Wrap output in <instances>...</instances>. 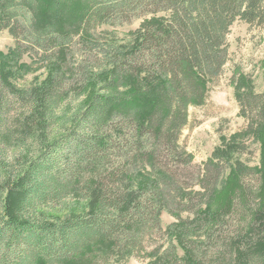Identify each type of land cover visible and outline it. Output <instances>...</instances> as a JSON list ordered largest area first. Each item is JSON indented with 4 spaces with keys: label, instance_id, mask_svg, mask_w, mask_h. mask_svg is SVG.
Here are the masks:
<instances>
[{
    "label": "trees",
    "instance_id": "16d2710c",
    "mask_svg": "<svg viewBox=\"0 0 264 264\" xmlns=\"http://www.w3.org/2000/svg\"><path fill=\"white\" fill-rule=\"evenodd\" d=\"M237 20L263 25L264 0H0V264H264V94L238 78L257 166L237 145L196 166L181 142ZM26 55L41 88L18 83Z\"/></svg>",
    "mask_w": 264,
    "mask_h": 264
},
{
    "label": "rangeland",
    "instance_id": "374dc122",
    "mask_svg": "<svg viewBox=\"0 0 264 264\" xmlns=\"http://www.w3.org/2000/svg\"><path fill=\"white\" fill-rule=\"evenodd\" d=\"M143 23V19H134L120 26H101L100 38L105 43H126L132 39ZM229 61L221 77L210 86L209 98L202 107H191L189 124L184 129L181 142L194 157V164L202 166L216 151L228 148L244 149L241 162L247 166H257L263 155L258 140L245 137L247 121L240 115V108L235 98L238 78L245 77L255 93L264 94V24L250 25L237 20L228 35ZM15 45L7 30L0 32V53H9ZM22 64L28 66V72L18 77V83L24 88H41L49 81V71L44 62L26 55ZM236 79H235V77ZM235 81V85H234ZM241 135V136H240ZM237 142V143H236ZM243 146V147H242ZM161 225L166 229L175 219L162 211ZM165 243L154 239L149 249ZM167 246V245H166ZM147 260L131 258L125 264H145Z\"/></svg>",
    "mask_w": 264,
    "mask_h": 264
}]
</instances>
